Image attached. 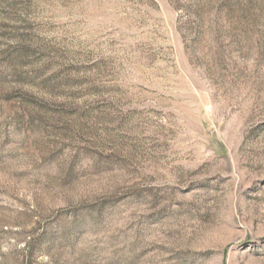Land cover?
Segmentation results:
<instances>
[{
    "label": "rangeland",
    "instance_id": "obj_1",
    "mask_svg": "<svg viewBox=\"0 0 264 264\" xmlns=\"http://www.w3.org/2000/svg\"><path fill=\"white\" fill-rule=\"evenodd\" d=\"M0 264H264V0H0Z\"/></svg>",
    "mask_w": 264,
    "mask_h": 264
}]
</instances>
